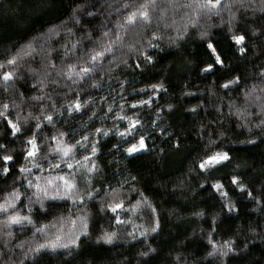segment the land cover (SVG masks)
Here are the masks:
<instances>
[{"label": "trees", "instance_id": "1", "mask_svg": "<svg viewBox=\"0 0 264 264\" xmlns=\"http://www.w3.org/2000/svg\"><path fill=\"white\" fill-rule=\"evenodd\" d=\"M0 112V264H264V0H0Z\"/></svg>", "mask_w": 264, "mask_h": 264}, {"label": "snow or ice", "instance_id": "2", "mask_svg": "<svg viewBox=\"0 0 264 264\" xmlns=\"http://www.w3.org/2000/svg\"><path fill=\"white\" fill-rule=\"evenodd\" d=\"M153 2H154V0H153ZM196 4H197L198 8L206 9L207 11L211 12L214 8L217 7V5L220 4V0H202V2H201V0H196ZM125 7H127V5H125ZM138 16L140 18H142L144 21H147L149 19L148 12H147V5L146 4L140 5V7L138 9H136L135 11L129 13L127 18H126V23L127 24H134ZM122 27H123V25H122ZM105 35H107V33H105ZM117 38L119 39V37H117ZM234 40H235V42L237 44H240L244 40V36H235ZM206 46H207V49L209 50L210 57H212L214 59H212L211 62L208 63L203 70L204 71H211L214 68V66H216V65L223 66L222 57L218 53L217 48L214 46V43L211 40H208V41H206ZM106 51H111V48L110 47L107 48ZM239 51L241 53H243L245 51V49L243 47H241L239 49ZM102 55H103L102 52H96L95 55H93L91 57V59H92V61H96L97 58L102 56ZM145 59L148 62H151L152 61V56L150 54L146 55ZM8 63L9 64L14 63V59L13 60H9ZM69 67L71 68L72 66H69ZM89 71H91V69L87 68V67L80 69V73H84V74L88 73ZM80 73H77V75H79ZM68 75L70 77L71 76V72H69ZM11 77H12V74L10 72H4L3 73V79L5 81L11 79ZM229 83H232V81H229ZM155 87H156V85H153V88H155ZM224 87L227 88L228 84H225ZM143 103H145V102L141 101V104H143ZM4 107L7 108V105H5ZM75 107H76V110H79L80 109V104L77 103L75 105ZM0 116H4V113L0 112ZM5 118H7V117H5ZM48 119L50 120L51 117H49ZM120 119H124V117H120ZM138 123H139V121L130 122L129 123V127L127 129H125V133L132 134L131 130L134 129L136 124H138ZM9 124L11 125L13 134H15L16 132L19 131V128H18L17 125L12 124L11 121H9ZM97 131H99V129ZM125 133H118V134L121 135V136H124ZM104 134L107 135V132H105ZM250 142H252V141H250ZM145 148H146L145 137H144V135L141 134L139 136L138 143H130V146L126 148V151H127V153L129 155H133L135 153H138L141 150H144ZM92 151L93 152L96 151V147L95 146H93ZM65 155H67V152H65ZM228 159H229V156H228L227 152L217 153L216 155L208 156L206 160H203L200 163V168L204 169L207 166L216 165V164H219L222 161H226ZM3 160L5 162L11 161L12 157L6 155V156L3 157ZM69 167H71V165H69ZM4 172L5 173L8 172V168L7 167L4 168ZM61 179H63V177H61ZM232 182L234 184H238L237 179L235 177H233V181ZM65 186L68 187V188L72 187V185L69 184L67 181H65ZM213 187L219 188L221 186L217 184V185H213ZM238 187L240 188L241 191L244 190V185L238 184ZM13 195H15V193ZM223 195H227V194L223 193ZM248 195L251 196L252 193L249 192ZM121 207H122V205L117 203L115 205V207L112 208V211L116 212L117 209H119ZM0 210L6 211L7 209L4 208V206H0ZM230 211H231V209H230ZM11 220H12L13 223H19L20 222V218L18 216L12 217ZM117 220H119V217H117ZM151 231H153V232L156 231V228H152ZM114 235H115L114 233H105L104 236H103L104 242L105 243H109V244L112 243ZM209 243L212 245V249H213V251L208 253L210 256L219 254L221 257H225L229 253L234 251L233 244L231 242H229V241H225L219 247H217V245L215 243H213L211 239L209 240ZM44 247H45V245H39L38 248L36 249V251H39L41 248H44ZM149 251H153V250L149 249ZM142 255H148V252H144V253H142Z\"/></svg>", "mask_w": 264, "mask_h": 264}, {"label": "rangeland", "instance_id": "3", "mask_svg": "<svg viewBox=\"0 0 264 264\" xmlns=\"http://www.w3.org/2000/svg\"><path fill=\"white\" fill-rule=\"evenodd\" d=\"M51 36V35H50Z\"/></svg>", "mask_w": 264, "mask_h": 264}]
</instances>
